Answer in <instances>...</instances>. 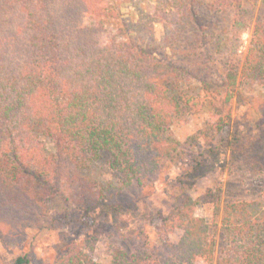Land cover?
I'll return each mask as SVG.
<instances>
[{
  "label": "trees",
  "instance_id": "16d2710c",
  "mask_svg": "<svg viewBox=\"0 0 264 264\" xmlns=\"http://www.w3.org/2000/svg\"><path fill=\"white\" fill-rule=\"evenodd\" d=\"M114 1L0 0V194L12 202L52 186L61 154L96 188V202L114 189L152 186L185 151L172 127L195 82L218 78L227 101L251 81L264 83V0H155L147 8L128 0L135 17L108 33L127 0ZM229 11L222 23L212 18ZM98 165L121 173L119 185L97 181ZM253 210L224 203L216 258L212 227L189 197L159 215V243L139 231L134 252L115 247L102 263L91 239L72 242L58 264H264V218ZM28 263L23 255L10 264Z\"/></svg>",
  "mask_w": 264,
  "mask_h": 264
},
{
  "label": "rangeland",
  "instance_id": "374dc122",
  "mask_svg": "<svg viewBox=\"0 0 264 264\" xmlns=\"http://www.w3.org/2000/svg\"><path fill=\"white\" fill-rule=\"evenodd\" d=\"M107 1L118 7L114 0ZM154 3L141 0L140 7ZM119 8L121 21L108 22V33L120 29L131 15L135 17L133 2L127 0ZM212 18L222 23L230 18V11ZM154 26L159 36L162 25L154 22ZM249 39L250 33L244 32L242 58ZM190 91L185 113L172 127L185 151L165 166L154 185L114 189L109 197L96 202V188L75 168L74 160L61 154L52 186L29 189L31 196H22L23 200L15 203L2 192L0 264H10L23 255L29 258L28 264H58L69 244L88 241L89 245V239L95 242L93 258L108 263L115 247L127 253L136 250L139 231L148 237L150 246L159 243V215L168 216L189 197L195 200V213L204 216L212 227L215 258L223 248L224 203H250L254 217L264 218V83L251 81L228 101L218 78L209 83L195 82ZM205 129L209 131L206 135ZM197 133L200 137L195 140L192 137ZM48 143L54 151V145ZM96 168L93 175L100 183L119 185L123 179L121 173L104 165ZM91 198L90 206L84 203ZM118 204L121 208H116ZM180 235L177 230L169 237L178 239ZM215 258L210 264H215ZM195 264L209 263L198 258Z\"/></svg>",
  "mask_w": 264,
  "mask_h": 264
}]
</instances>
